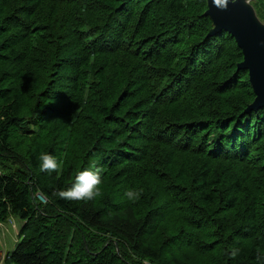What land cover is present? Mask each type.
I'll return each mask as SVG.
<instances>
[{"label": "trees", "instance_id": "1", "mask_svg": "<svg viewBox=\"0 0 264 264\" xmlns=\"http://www.w3.org/2000/svg\"><path fill=\"white\" fill-rule=\"evenodd\" d=\"M206 10L0 0V223L22 222L3 264H264V108ZM86 168L100 196L55 195Z\"/></svg>", "mask_w": 264, "mask_h": 264}, {"label": "water", "instance_id": "2", "mask_svg": "<svg viewBox=\"0 0 264 264\" xmlns=\"http://www.w3.org/2000/svg\"><path fill=\"white\" fill-rule=\"evenodd\" d=\"M206 3L203 16L212 25L208 36L224 31L242 52L243 60L237 69L247 71L255 96L246 111L264 108V26L257 21L246 0H227L224 6L217 5L215 0H206Z\"/></svg>", "mask_w": 264, "mask_h": 264}, {"label": "clouds", "instance_id": "3", "mask_svg": "<svg viewBox=\"0 0 264 264\" xmlns=\"http://www.w3.org/2000/svg\"><path fill=\"white\" fill-rule=\"evenodd\" d=\"M215 3L219 6H224L227 0H215ZM3 119V117H0ZM40 162V170L42 172H59L60 164L57 158L50 153L41 152L37 157ZM103 169L101 168H86L80 171L75 182L67 190H59L55 195L62 199L69 201H90L101 195L100 185L102 184ZM125 196L131 200L136 201L142 194V189L137 191L135 189H127ZM232 255H236V251L232 252Z\"/></svg>", "mask_w": 264, "mask_h": 264}, {"label": "rangeland", "instance_id": "4", "mask_svg": "<svg viewBox=\"0 0 264 264\" xmlns=\"http://www.w3.org/2000/svg\"><path fill=\"white\" fill-rule=\"evenodd\" d=\"M246 2L252 8L257 21L264 26V19L254 6V0H246ZM21 226L22 222L16 218H9L4 223H0V264H3L6 253L13 250L16 241L19 239L18 235Z\"/></svg>", "mask_w": 264, "mask_h": 264}]
</instances>
